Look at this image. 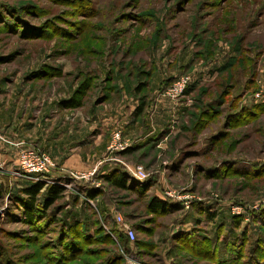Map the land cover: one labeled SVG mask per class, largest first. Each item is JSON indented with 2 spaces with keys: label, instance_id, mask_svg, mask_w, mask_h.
I'll use <instances>...</instances> for the list:
<instances>
[{
  "label": "rangeland",
  "instance_id": "374dc122",
  "mask_svg": "<svg viewBox=\"0 0 264 264\" xmlns=\"http://www.w3.org/2000/svg\"><path fill=\"white\" fill-rule=\"evenodd\" d=\"M0 12V119L9 123L0 143L11 145L12 124L18 141V167L0 159V264H264V112L230 121L264 104V0H0ZM174 85H186L177 97ZM73 99L80 106H67ZM158 103H173V117L157 121L170 125L153 141L136 138L130 124L148 122ZM119 132L125 150L111 148ZM25 153L51 160L45 182L67 189L58 205L90 232L85 197L73 202L84 169L116 157L149 173L153 188L108 187L106 199L87 201L116 243L69 253L61 226L28 223L16 202L37 182L17 174ZM153 194L181 209L152 214ZM118 214L136 243L122 241Z\"/></svg>",
  "mask_w": 264,
  "mask_h": 264
},
{
  "label": "trees",
  "instance_id": "16d2710c",
  "mask_svg": "<svg viewBox=\"0 0 264 264\" xmlns=\"http://www.w3.org/2000/svg\"><path fill=\"white\" fill-rule=\"evenodd\" d=\"M2 12H0V15ZM225 66L223 67V69ZM221 69V71L223 70ZM141 87L138 90H140ZM188 92V91H187ZM211 105V104H210ZM69 107H78L80 106L79 99L75 101L74 99L71 100L68 105ZM144 107H145V102L142 101L141 104L137 107L135 110V116H140L144 112ZM250 107H243L241 110L237 111L238 113H234L230 116V121L233 120L235 123H238V119H240L241 115H243L242 119L244 118L245 115H253L254 117L257 116L259 113L264 112V104L263 105H258L254 106V108ZM221 112L220 109L216 111L217 115H219ZM205 114V111L203 112V115ZM245 114V115H244ZM203 120V119H202ZM200 121V120H198ZM205 121V120H204ZM224 132H220V134H223ZM225 135V134H223ZM159 135H153V136H148L150 140H155L156 137ZM212 142V141H211ZM132 149H127L124 153H119L121 156H127L131 155L133 153ZM233 164V163H232ZM208 168V167H207ZM211 168V167H210ZM218 168V166H217ZM215 168L210 169L208 174H214ZM238 170L233 169V172H237ZM93 178L101 181L100 186L92 185L90 182H83V181H75L77 183V186L80 188L82 192H80L79 197L75 195L73 202L75 203V207L78 205L79 202L82 198V196L85 197L86 203H83L84 209L86 212H89L90 218H91V224L94 225V230L91 232L88 230L87 226H84L83 223L85 221L80 220V219H71L68 220V212L66 211L65 208H62L65 204L61 203L58 205V201L64 198V193L66 192V188L63 185H58L56 183H48L45 181H37L32 184L26 185L22 189V196L16 198L17 204H19L22 208V213L26 217L25 219L27 220L28 223H34L38 219H44L45 220H53V223L58 224L61 226L64 231H65V237H68L69 240L65 239L62 242V246L64 249L69 250V253L71 252V248L73 249L74 245L77 248V250H81V246L86 245L89 242H95L101 239V242L104 243H111L112 245L116 243L115 238H113L112 233L114 231H107L105 230L100 222V219L97 215V213L91 208H88V202H97L100 199H106L108 195V187L113 188L115 187L116 189L120 190H126L129 188H132L131 186H134L137 191L140 190L146 192L150 187L151 189L153 188V181H152V176L149 177L146 182H144L143 185H140V183L135 179L132 178L128 173L126 172L124 166L121 164H118L116 168L113 170L109 171L108 173L101 174L98 172L93 173ZM72 179H70L71 181ZM141 187V188H140ZM149 187V188H147ZM43 198L41 199V197ZM85 202V201H84ZM94 202V203H95ZM105 202V201H104ZM57 204V205H56ZM149 206L148 210L152 214H163L166 212H176L179 211L180 204L178 202H175L174 200H171L169 198H162L158 195H150L149 198ZM56 207V211L51 212L52 207ZM61 209V210H60ZM80 210V207L75 208V211ZM264 212V210L262 211ZM261 212V213H262ZM254 213H258L254 211ZM64 215V216H62ZM207 216L213 221L215 219V215L210 213H207ZM148 224L149 220L144 219ZM153 220V219H151ZM47 222V221H45ZM150 225V224H149ZM142 229L150 230V226H145L144 224L140 225ZM139 226V227H140ZM115 233H118L115 232ZM121 233V232H120ZM63 234V233H61ZM121 234H117V237H121ZM177 235V233H176ZM125 236V235H124ZM56 238L59 239L57 236ZM188 240L190 241L191 237H187ZM127 240L128 242L129 239L125 237V239H122V241ZM182 240V239H181ZM138 241V238L134 241L135 243ZM107 250V249H103ZM108 251H112L111 249H108ZM64 252L60 253V255H63ZM223 264H226L225 262H222ZM102 264H113V260L111 258L106 261V263ZM229 264V261L227 262Z\"/></svg>",
  "mask_w": 264,
  "mask_h": 264
},
{
  "label": "crops",
  "instance_id": "0c3cea01",
  "mask_svg": "<svg viewBox=\"0 0 264 264\" xmlns=\"http://www.w3.org/2000/svg\"><path fill=\"white\" fill-rule=\"evenodd\" d=\"M160 100H158V102H160ZM155 112H153L154 115H152L151 118L148 119V122L146 121L145 124H140L139 122H135L133 123L132 125L130 124V127L131 128H134L135 133L139 132L140 135L138 134V136H136V138L139 139L140 138H143V134L147 135V136H153V135H158L159 133H162L163 131H165L166 129V126L167 125H170V123L167 121V123H165V120H164V124L161 125V123L157 122L159 120H161V118L163 117V119L165 118H169V114L170 116L173 117V115L176 113L175 112V109H174V106H173V103L171 104V107H167L166 105H160L159 103L156 104V108L154 109ZM172 111V113H171ZM12 124V122H11ZM4 125L5 127L9 125V123H3L0 119V126ZM14 125H10L7 129V133L9 135V133L11 134V136L9 137V139H11V145H7V143L4 142L3 143H0V159L2 161L3 164H9L11 167H13L14 169L16 167H18V163H17V160H16V155L14 153H17V147L14 146L15 143H18V141H16V139L14 138V134H16V131L13 130V132H9L10 129H12ZM145 127V131L143 132V128ZM153 128V129H151ZM142 131V132H141ZM129 132H132V129L129 131ZM136 139V140H138ZM17 146V145H16ZM110 157V155H109ZM116 158V157H115ZM114 157H111L109 159H105V160H98L97 162H95L94 165L84 169V170H87V171H83L84 172H98L101 173V174H104V173H108L109 171L113 170L114 168H116V166H118V164H120V160H117L115 159ZM124 165V164H123ZM10 167V168H11ZM68 165H64L62 166L60 163L58 165V167L56 168V171H57V174L58 175H63V174H67V170H68ZM54 170V169H53ZM126 172L128 174H130L131 176V170L132 169H125ZM71 171V170H70ZM72 171H75V173H80V171L78 170H72ZM78 171V172H77ZM132 177V176H131ZM134 178V177H133ZM79 181H83V182H90L92 185H96L97 184L100 186L101 185V181L97 180V179H94L93 176H91L90 179L86 180V179H82V180H79Z\"/></svg>",
  "mask_w": 264,
  "mask_h": 264
},
{
  "label": "built area",
  "instance_id": "2783aa9c",
  "mask_svg": "<svg viewBox=\"0 0 264 264\" xmlns=\"http://www.w3.org/2000/svg\"><path fill=\"white\" fill-rule=\"evenodd\" d=\"M190 80L189 77L185 78L183 80V84L188 83ZM174 89L170 91L168 94L171 96L177 97L186 87V85L181 86L180 89H178V85H174ZM130 147V144L128 142H125L124 139H122L121 133H116L112 140V149H119V150H125L126 148ZM52 165L51 160L48 158H44L40 156V153H25V155L22 157L19 165L18 175L20 176H28L34 178L36 181H46L48 180L47 172H49L50 166ZM131 176L134 177L138 182L143 183L144 181L148 180L150 177L149 173H146L145 170L141 167L136 168L135 170H131ZM93 175V172H90L88 174L82 175V176H75L78 180L82 179H90ZM97 186H99L97 184ZM171 195V194H170ZM116 222L119 225V230L122 232L125 237L129 239V241L134 242L136 240V231L132 225H130L127 220L121 215L118 214L115 217Z\"/></svg>",
  "mask_w": 264,
  "mask_h": 264
}]
</instances>
